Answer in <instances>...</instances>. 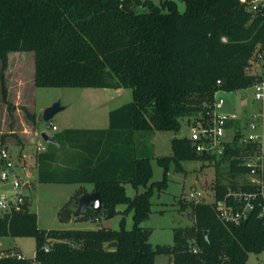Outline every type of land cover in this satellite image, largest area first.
<instances>
[{"label": "trees", "instance_id": "1", "mask_svg": "<svg viewBox=\"0 0 264 264\" xmlns=\"http://www.w3.org/2000/svg\"><path fill=\"white\" fill-rule=\"evenodd\" d=\"M181 1L184 13L173 1L155 6L142 0H0V96L9 110L3 71L15 52L34 53L37 88L132 90L133 101L109 113L107 129L55 134L56 144H47L36 163L41 184L94 185L102 210L89 209L91 214L114 217L118 206L126 205L123 214L133 213L134 220L132 230L125 228V219L118 231L41 230L26 200L20 210L0 214V239L33 238L35 256L19 260L0 251V264H156L158 255L170 256V264H248L251 254L264 253L259 200L240 226L225 224L217 212L220 201L245 205L230 191L259 194L258 186L247 183L216 185L214 202L193 206L194 225L174 230L171 246H153L152 230L142 226L152 214L153 196L168 189L171 162L184 171L185 162L212 158L197 154L189 138H174L173 155L157 160L164 168L162 181L151 183V158L143 155L137 135L178 133L183 119L206 111L217 90L250 88L257 79L249 72L253 56L257 49L264 51V12L253 15L239 0ZM235 129L223 155L233 178L252 171L249 159L262 157L264 163L261 145L240 146L242 134ZM63 147L83 155L80 167H52ZM257 171L264 180V170ZM125 185L145 191L130 198ZM114 242L118 246L107 249Z\"/></svg>", "mask_w": 264, "mask_h": 264}, {"label": "rangeland", "instance_id": "2", "mask_svg": "<svg viewBox=\"0 0 264 264\" xmlns=\"http://www.w3.org/2000/svg\"><path fill=\"white\" fill-rule=\"evenodd\" d=\"M150 1L160 6L164 1L177 4L180 13L186 11V4L181 0H142ZM148 8H138L137 12H148ZM257 62L252 60L250 73H256ZM34 53L15 52L8 56L7 67L4 69V82L8 91V105L0 96V131L5 144L15 151L14 161L17 168L12 174H17L21 183H31V191L20 188L15 191L9 184L0 183V192L7 196L20 193L27 197L30 211L38 217V227L41 230H97L106 228L120 230L123 219L125 228L132 230L134 226L133 213L124 215L126 205L118 206L119 214L108 219L105 213L95 216L88 211L86 216L75 218L79 209V199L86 190L93 191L92 184H41L38 182V165L34 151L41 143L40 134L44 131L52 135L60 134L67 129H106L109 125V112L133 101L131 89H98V88H37L34 85ZM219 98L227 102V106L238 114V122L233 124L241 131L240 146L251 134L248 129L253 115L264 114L261 104L253 101L249 91L219 93ZM55 103H60L65 110L59 112L46 123L43 120L44 111ZM35 115V120L29 117ZM259 119V118H258ZM257 119V120H258ZM194 119H183L180 132H149L139 133L140 150L144 156L151 158L153 177L151 183L160 182L164 176V168L158 164L159 158L173 155L172 140L185 138L191 134ZM232 125L227 139L232 140L235 129ZM55 126L57 131L52 127ZM259 132L263 134L262 151L264 153V127ZM233 143V141H231ZM230 143V144H231ZM228 144V145H230ZM48 147V145L46 144ZM25 151L29 158H18V151ZM28 150V151H27ZM224 154L211 155L212 160H195L183 163L184 171H177L174 162L170 163L168 189L156 193L152 198V214L142 226L152 230L150 243L153 246L174 243V230L192 227L195 223L194 205L213 203L215 187L219 183L229 184L235 181L245 184L252 175H242L233 178L229 174L228 158ZM64 157L60 156L58 164L53 165L57 171H64ZM249 162L257 159H249ZM254 178H258L256 175ZM81 186V188H80ZM86 189H85V188ZM145 191L144 188L134 189L126 186L127 195L134 198ZM86 194V193H85ZM191 194H200L192 200ZM84 195V194H83ZM0 251L23 254L26 258H34L36 241L33 238H1ZM171 257L158 255L156 264H169ZM264 253L256 256L251 254L248 264H263Z\"/></svg>", "mask_w": 264, "mask_h": 264}, {"label": "built area", "instance_id": "3", "mask_svg": "<svg viewBox=\"0 0 264 264\" xmlns=\"http://www.w3.org/2000/svg\"><path fill=\"white\" fill-rule=\"evenodd\" d=\"M239 1L245 6L247 11L253 15L264 12V0ZM224 41L226 40L224 39ZM253 60L257 62V70L256 73H254L257 76V79L253 86L244 91H249L253 95V101L261 104L264 108V51L257 49L253 56ZM217 84L220 85L221 82L218 81ZM219 93L225 92L217 90L214 94L213 103L207 107L206 111L200 113L197 118H192L194 119V122L191 127V134L188 138L191 140L193 148L197 154H224L229 146L228 144L234 139L235 135L232 140L227 139V137L232 129V125L238 122L239 117L235 111L227 106V102L223 98L217 96ZM251 119L252 120L248 126L251 134L247 137L246 142L259 144L262 148L263 134L259 132V129L261 125L264 127V114L253 115ZM233 127L235 129L234 125ZM52 129L57 131L55 126H53ZM236 131L237 130L235 129V133ZM2 134L3 133L0 131V183H10L15 191L20 188L31 191V183L26 182L22 184L20 177L17 174H12L17 168V165L9 147L2 139ZM46 150V143L41 141L37 147V153H44ZM246 166L252 168V171L248 174L249 176L252 175V179H250L247 184L258 186L260 192L259 194H243L241 192L236 193L230 191V195L233 196L236 201L246 202L243 207H237V203L231 204L226 201L218 202V216L220 220L227 225L240 226L244 223L255 210L256 206L253 201L257 200H259L257 201V206L260 209V214L261 216H264V180L262 174L257 173L258 168L262 172L264 170L262 157L257 158V161L254 162L248 161ZM256 175L258 178H254ZM197 195L200 194H191L190 197L194 200ZM26 200L27 197L20 193H16L9 197L0 192V214H11L15 210H20L21 207L25 205ZM45 250L48 251V248ZM194 252H196V250ZM9 255L13 257L15 256L19 260L26 259L24 255L18 253H11Z\"/></svg>", "mask_w": 264, "mask_h": 264}, {"label": "water", "instance_id": "4", "mask_svg": "<svg viewBox=\"0 0 264 264\" xmlns=\"http://www.w3.org/2000/svg\"><path fill=\"white\" fill-rule=\"evenodd\" d=\"M63 110H65V108L61 107L60 103L53 104L51 107L47 108L44 111V114H43L44 122L49 123L55 117L56 114H58L59 112ZM40 138L44 143L48 145L56 144V141L54 140L53 135L47 131L42 132L40 134ZM89 209L94 210L95 212H100L102 210L101 197L98 192L86 193L81 196V198L79 199V209L75 213V218L85 216ZM111 218H112V215L109 213L108 219H111ZM117 246L118 244L115 242L110 243L107 246V249L116 248Z\"/></svg>", "mask_w": 264, "mask_h": 264}, {"label": "crops", "instance_id": "5", "mask_svg": "<svg viewBox=\"0 0 264 264\" xmlns=\"http://www.w3.org/2000/svg\"><path fill=\"white\" fill-rule=\"evenodd\" d=\"M110 113V112H109ZM108 127H109V125H108ZM107 127V128H108ZM106 128V129H107ZM85 130H101V129H85ZM137 141H138V143H139V139L137 138ZM38 147V146H37ZM46 148H47V150H48V147L46 146ZM10 149V148H9ZM46 150V151H47ZM10 151H11V153H12V155L14 156V154H15V151L14 150H12V149H10ZM26 151V150H25ZM25 151H22V150H20V151H18V152H16V156H17V160H19L20 158H22L23 159V161L24 160H26V159H28L30 156H29V154H25ZM28 151V150H27ZM57 154H58V158H57V162L54 164V165H56V164H58V161H59V159H60V156H62V157H64V159H63V161H62V165H63V167H64V169H67V170H71V169H77L78 167H80V165L83 163V159H84V157H83V155L81 154V153H79L78 151H74V150H72V149H69V148H67V147H63V148H59L57 151ZM33 156H35L36 157V162H37V156H38V153H37V150H35L34 151V155ZM19 158V159H18ZM37 164V163H36ZM79 185H83V184H79ZM2 186V185H1ZM0 186V187H1ZM126 186L127 185H125V188H126ZM80 188H81V186H80ZM85 188V187H84ZM86 189V188H85ZM92 192H94V190L93 191H87L86 190V193H92ZM21 254V253H20ZM23 255V254H22ZM170 264V263H169Z\"/></svg>", "mask_w": 264, "mask_h": 264}]
</instances>
